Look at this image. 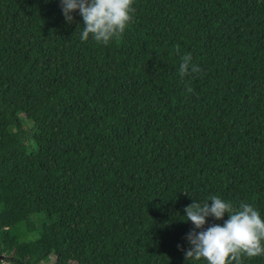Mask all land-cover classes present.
I'll return each instance as SVG.
<instances>
[{"label":"trees","instance_id":"16d2710c","mask_svg":"<svg viewBox=\"0 0 264 264\" xmlns=\"http://www.w3.org/2000/svg\"><path fill=\"white\" fill-rule=\"evenodd\" d=\"M133 7L105 45L61 0H0V264H208L186 206L264 219V0Z\"/></svg>","mask_w":264,"mask_h":264},{"label":"clouds","instance_id":"9594fccd","mask_svg":"<svg viewBox=\"0 0 264 264\" xmlns=\"http://www.w3.org/2000/svg\"><path fill=\"white\" fill-rule=\"evenodd\" d=\"M134 0H61L65 19L71 23L72 13L79 11L83 18L80 39L87 41L89 36L107 45L113 38H119L132 19ZM80 30V28H78ZM179 54V45L176 46ZM179 75L181 78L201 72L198 65L192 63L191 53L181 55ZM188 92L193 89L189 86ZM203 204L193 203L186 206V220L191 221L194 229L186 236L190 248L185 252L186 259L196 261L205 258L208 264H241V256L256 257L264 255V219L250 204L242 202L239 208L216 195ZM225 213L229 219L224 225L213 224L206 230L208 217L221 220ZM195 229H202L196 231ZM180 247V246H178Z\"/></svg>","mask_w":264,"mask_h":264},{"label":"rangeland","instance_id":"374dc122","mask_svg":"<svg viewBox=\"0 0 264 264\" xmlns=\"http://www.w3.org/2000/svg\"><path fill=\"white\" fill-rule=\"evenodd\" d=\"M26 125L30 126L31 124L30 123H26ZM35 219L40 222V219H38L37 217H35ZM46 264H55L53 260L49 261L48 263Z\"/></svg>","mask_w":264,"mask_h":264},{"label":"water","instance_id":"95a60500","mask_svg":"<svg viewBox=\"0 0 264 264\" xmlns=\"http://www.w3.org/2000/svg\"><path fill=\"white\" fill-rule=\"evenodd\" d=\"M0 258H2V257H0Z\"/></svg>","mask_w":264,"mask_h":264}]
</instances>
